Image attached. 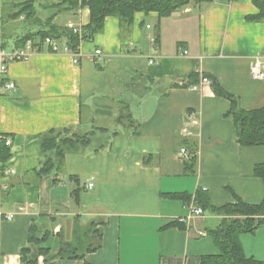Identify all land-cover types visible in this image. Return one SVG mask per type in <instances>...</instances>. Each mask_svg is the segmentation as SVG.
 <instances>
[{
  "label": "crops",
  "instance_id": "0c3cea01",
  "mask_svg": "<svg viewBox=\"0 0 264 264\" xmlns=\"http://www.w3.org/2000/svg\"><path fill=\"white\" fill-rule=\"evenodd\" d=\"M61 1L37 0L39 16L52 14ZM258 13L252 0L189 3L164 17L136 12L128 31L108 15L100 32L80 42L77 62L61 44L53 52L38 45V37L30 40L36 50L10 62L0 86V134L11 141L3 167L0 145V211L12 215L0 224V264H22L32 222L66 241L75 225L95 222L101 234V246L84 259L41 264H200L202 255L217 253L209 230L223 214L212 209L261 202L264 185L254 167L264 161V145L237 140L226 117L230 101L213 92L205 75L240 108L264 106V80L250 73L256 60L264 72V20L253 19ZM89 19L85 6L54 22L81 29ZM193 72L198 83L182 86ZM9 82L15 86L7 88ZM122 113L133 125L117 122ZM63 128L94 130L91 142L67 152L57 174L39 177V137ZM182 147L194 153L193 169ZM190 202L202 215L187 218ZM60 239L48 240L51 254ZM239 240L247 257L264 264V224Z\"/></svg>",
  "mask_w": 264,
  "mask_h": 264
},
{
  "label": "trees",
  "instance_id": "16d2710c",
  "mask_svg": "<svg viewBox=\"0 0 264 264\" xmlns=\"http://www.w3.org/2000/svg\"><path fill=\"white\" fill-rule=\"evenodd\" d=\"M205 1L211 0H63L51 6L52 14L42 18L37 13V0H25L10 4L12 11L9 13V18L22 17L24 23L31 26L27 31L15 36L5 35L1 30V24L5 22L1 17L5 4L0 2V49L5 50V46L9 43L12 49L24 47L28 40H33L35 37L39 40L37 44L41 45L44 39L49 37L75 53L78 52L81 41L91 40L103 29L104 19L108 15L117 16L122 29L128 31L136 12L154 11L159 17H164L189 3ZM252 2L259 10L253 19L264 20V0H252ZM85 6L89 8L90 19L80 32H74L71 28L59 26L54 22L56 15L75 12ZM205 76L210 79V86L216 95L229 99L230 107L226 117L231 118L235 124L237 140L243 145H264V106L251 110L240 108L237 100L226 92L214 77ZM186 78L188 81L181 84L182 86H190L199 81L198 74L194 72L188 74ZM127 116L122 113L116 120L122 124L127 121L126 126L133 125ZM93 132L94 130H91L90 133L79 134L71 132L70 128H63L49 129L41 134L39 137L41 163L36 169L37 175L42 177L57 174L62 169L65 154L84 149L91 142L90 134ZM0 145L3 167L4 161L11 153L5 150L7 148L3 142ZM194 163L195 157L191 156L186 166L193 169ZM254 173L261 178L264 185V161L255 165ZM74 182L75 187L71 189V196L76 202L80 188L78 179L74 178ZM202 201L205 205L204 200ZM212 210L223 214L217 226L209 230L218 252L202 255L200 264H259V261L244 254L239 235L242 232H253L264 224V196L257 204L238 200L236 203L225 204ZM95 224L91 222L85 227L75 225L71 239L67 241L60 239L56 253L51 254L48 245L51 232L32 222L28 229L27 244L20 250L22 264H41V261L47 262L53 258L84 259L87 252L95 251L101 246V234L94 227ZM85 264L89 263L85 262Z\"/></svg>",
  "mask_w": 264,
  "mask_h": 264
},
{
  "label": "built area",
  "instance_id": "2783aa9c",
  "mask_svg": "<svg viewBox=\"0 0 264 264\" xmlns=\"http://www.w3.org/2000/svg\"><path fill=\"white\" fill-rule=\"evenodd\" d=\"M68 27L71 28L74 32H80V29L73 26L72 24H69ZM150 40H151L152 45L155 46V38L150 37ZM43 42L50 48L51 51L53 52L58 51L59 44L55 40L49 37H46ZM63 48L64 50H68V48L64 45H63ZM33 50H36V48L33 47L32 41L30 40L26 42L24 47L14 48L10 50L0 49V86H1L2 76L6 74L8 71V64L12 61L26 59L30 55V53L33 52ZM94 53L95 55H100L101 50L96 49ZM184 53H186V51H184ZM78 57H79L78 52L73 53L74 62L78 61ZM261 66H262V62H260L259 60H256L252 63L250 73L253 79L264 80V72L261 70ZM14 86L15 85L13 82H9L6 84L7 88H13ZM183 130L185 133L188 134V131H186V129H183ZM2 142L5 145H9L11 141L9 138H6L0 134V143ZM180 154L185 155L186 157L194 156V153L192 152L190 153L185 147L180 148ZM91 186H92V183L87 184V188H91ZM0 190H1V183H0ZM185 206L189 210L187 218H190L192 216H199V215H202L203 213V209L201 207H197L193 202L185 204ZM3 219L11 220L12 215L6 214L5 216H3V213H1L0 211V224ZM177 221H184V219L180 218Z\"/></svg>",
  "mask_w": 264,
  "mask_h": 264
},
{
  "label": "rangeland",
  "instance_id": "374dc122",
  "mask_svg": "<svg viewBox=\"0 0 264 264\" xmlns=\"http://www.w3.org/2000/svg\"><path fill=\"white\" fill-rule=\"evenodd\" d=\"M10 4H11L10 2L8 4L5 3V6H4L5 8H4L3 12L1 13L2 19L5 20V22H3L1 24V30H2V32H4L5 35H10V34L14 33V31L16 29L15 28L16 25H18V27H19V28H17V31H16L17 33L20 34V33H23L25 31H27L29 28H31V26H29V24H25L24 22L22 23L19 18H17V19H11V18L8 17V14L11 13V11H12L11 8H10ZM36 8H37V11H38V15L44 16V13H43L42 9H39L38 8V5H36ZM8 22H10V25L9 24L7 25ZM10 44L11 43H9V44H7L5 46V50L6 49H9ZM59 239L60 238H58V237H51L50 236L49 242L51 244H56V242Z\"/></svg>",
  "mask_w": 264,
  "mask_h": 264
}]
</instances>
